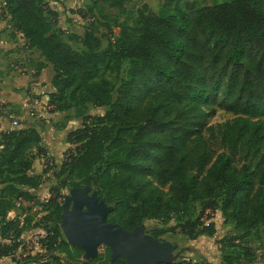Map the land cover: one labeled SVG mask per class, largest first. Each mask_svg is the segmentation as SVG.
<instances>
[{"label": "trees", "instance_id": "1", "mask_svg": "<svg viewBox=\"0 0 264 264\" xmlns=\"http://www.w3.org/2000/svg\"><path fill=\"white\" fill-rule=\"evenodd\" d=\"M125 2L111 4L124 11ZM174 4L166 0L158 11L144 5L136 34L125 26L107 49H102V35L87 32L82 54L62 40L50 19L56 15L43 8L42 0H3V9L27 45L53 66L56 93H69L79 105L109 108L104 116H87L81 128L69 133L67 143L76 146L75 154L65 160L62 172L97 188L101 199L114 207L109 221L132 231L146 220L186 217L200 203L197 220L170 232L212 233L214 226L205 223L204 215L214 213L219 204L237 229L264 227V160L253 168L237 166L233 157L241 144L255 156L264 146V0L212 6L191 2L187 11H174ZM124 60L131 66L113 101L114 87L105 76L120 71ZM215 103L235 116L223 135L232 155L220 154L210 163L186 151L209 129L206 107ZM41 141L35 128L0 137V240L10 242L0 245V257L12 255L23 234L21 218L10 216L12 208L21 203L19 209L31 210L23 204L38 203L34 192L39 183L31 176L29 154ZM154 178L168 187L167 193ZM54 192V198L40 204L49 213L45 219L53 222V237L50 231L41 252L28 256L27 263L51 264L58 239L66 251L71 249L74 260L84 256L63 237L64 196L58 189ZM84 264L126 261H112L107 248L103 256Z\"/></svg>", "mask_w": 264, "mask_h": 264}, {"label": "rangeland", "instance_id": "2", "mask_svg": "<svg viewBox=\"0 0 264 264\" xmlns=\"http://www.w3.org/2000/svg\"><path fill=\"white\" fill-rule=\"evenodd\" d=\"M117 1L42 0V3L47 12L56 15L50 16V19L55 22V29L60 32L62 40L82 54L86 52L82 41L87 32L93 31L102 35V49H107L109 44L113 42L112 38H118L125 26L134 30L133 34H136L135 30L139 26L138 12L144 5L153 11H158L163 7L166 0H122L123 2L126 1L124 11L111 4ZM225 1L227 0H174V11H187L186 5L191 2H197L200 6H212ZM2 2L3 0H0V4ZM0 21L8 22L9 25L12 24L10 17H7L5 12L0 17ZM130 66L131 61L124 60L120 71L105 76L106 79L112 82L114 87L113 101L116 100L117 91L122 81L126 79ZM23 73L22 71L20 75ZM40 81L42 82V90L37 89L35 80H32L30 87L25 90L23 97L26 101L22 100L24 102L21 104L23 107L17 112L19 116L13 115L14 110H8V114L5 115L11 128L19 130L27 129L25 125L31 126L29 128H35L41 135L42 141L41 147L34 146L29 154L33 163L31 176L37 178L39 183L38 189L34 192L37 198L35 202L38 203L33 204L38 206V209L28 210L27 208L32 205L29 203L23 204L27 210L24 208L19 209V207L12 208L10 216L11 218H21L23 234L16 242L17 248L13 254L8 257H0V264H31L25 262L27 257L41 252L43 242L47 241V234L50 231V238L53 237V222L45 219L49 213L43 211V209L39 210V208H41L40 204H47L48 200L54 198L55 189H58L64 197L70 195V191L75 189L72 187L74 183L80 184V188L90 186L92 192L98 191L93 185L82 183L75 175L63 174L62 172L65 160H68L70 155L75 154L76 146L67 143L69 133L81 128L82 122L87 116H104L109 108L97 107L92 103L79 105L72 101L69 93L60 95L52 91L45 81ZM12 83L14 84V81ZM16 86L14 85L15 88ZM42 92H45L47 97L42 95ZM33 99L43 102V110L36 117L31 116ZM18 102L15 104L20 106V100ZM48 107L52 109L50 110ZM206 110L209 114L207 120L209 129L202 131L197 136L198 138L190 144L186 154L189 157L203 158L206 160L205 162L212 163L220 154L232 155L223 142V135L226 125L231 123L235 116L219 107L217 103L207 106ZM25 117H29V120ZM15 121H18V126H14ZM258 150L259 154L255 156V152H250L245 144H241L238 155L233 156L237 166L247 163L256 168L259 162L264 160V146ZM196 172L197 170L194 171V173ZM154 183L164 193L168 192V187L161 185L155 178ZM60 202L64 204V198L60 199ZM201 215V205L195 203L186 217L175 214L168 219L146 220L142 226L145 227L146 235L161 243H170L175 247L172 252L171 263L264 264V227L258 226L249 232L237 229L233 221L224 217L220 204L214 213L204 215L205 223L214 226L212 233L201 232L183 235L180 231L170 232V230L176 229L179 224L195 221ZM57 242L58 249L52 253V258L49 259L51 264H84L88 262L84 256L80 261L74 260L71 257V249L66 251L62 245H59V239ZM2 244L10 245V242L0 240V245ZM107 248L101 246L99 256H103Z\"/></svg>", "mask_w": 264, "mask_h": 264}, {"label": "water", "instance_id": "3", "mask_svg": "<svg viewBox=\"0 0 264 264\" xmlns=\"http://www.w3.org/2000/svg\"><path fill=\"white\" fill-rule=\"evenodd\" d=\"M61 230L66 241L84 251L87 261L99 256V248L111 250L112 261L123 258L126 264H161L172 262L175 247L145 234L139 226L127 231L109 221L114 207L101 199L90 186L75 188L64 197Z\"/></svg>", "mask_w": 264, "mask_h": 264}, {"label": "crops", "instance_id": "4", "mask_svg": "<svg viewBox=\"0 0 264 264\" xmlns=\"http://www.w3.org/2000/svg\"><path fill=\"white\" fill-rule=\"evenodd\" d=\"M11 63L18 64L20 70L13 68ZM22 71L24 73L20 75ZM54 74L53 66L45 60L40 51L30 48L22 34L17 32L12 24L0 21V137L11 130H17L11 128L5 115L8 114V110H14L13 115L19 116L17 112L26 101L23 95L27 87H30L31 81L43 80L54 91L52 87ZM14 85L19 88L17 86L15 88ZM18 100L21 102L20 106L15 104L19 103ZM25 119L29 120V117ZM29 127L31 126L25 125V128L30 129Z\"/></svg>", "mask_w": 264, "mask_h": 264}, {"label": "built area", "instance_id": "5", "mask_svg": "<svg viewBox=\"0 0 264 264\" xmlns=\"http://www.w3.org/2000/svg\"><path fill=\"white\" fill-rule=\"evenodd\" d=\"M4 13V9H3V2L0 4V17H2V14ZM16 64H13V67H15V69L16 70H20V68H19V66L18 65H16ZM35 86L37 87V89L38 90H42V82L40 81V80H35ZM42 95H46V93L45 92H42ZM46 97H47V95H46ZM43 102L42 101H39L38 99H33L32 100V112H31V116H34V117H36L37 115H39V112H41V110H43V104H42ZM48 109H52L51 107H48ZM14 124V126H17L18 125V123L17 122H14L13 123ZM45 160H47V159H45ZM21 206V203H19L18 204V207H20ZM30 208L32 209V211H33V209H35V210H37L38 209V206H34L33 204L30 206ZM39 210H41V208H39Z\"/></svg>", "mask_w": 264, "mask_h": 264}]
</instances>
